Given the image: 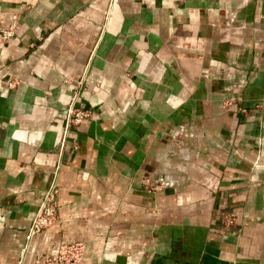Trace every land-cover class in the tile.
<instances>
[{
  "label": "crops",
  "instance_id": "0c3cea01",
  "mask_svg": "<svg viewBox=\"0 0 264 264\" xmlns=\"http://www.w3.org/2000/svg\"><path fill=\"white\" fill-rule=\"evenodd\" d=\"M12 15L0 264H54L62 241L79 264H264V0H0ZM71 101L90 116L63 132ZM50 186L56 220L26 244Z\"/></svg>",
  "mask_w": 264,
  "mask_h": 264
},
{
  "label": "built area",
  "instance_id": "2783aa9c",
  "mask_svg": "<svg viewBox=\"0 0 264 264\" xmlns=\"http://www.w3.org/2000/svg\"><path fill=\"white\" fill-rule=\"evenodd\" d=\"M16 25L15 15L11 16V21L5 28L0 29V38L2 40L10 37ZM80 83V80L77 81ZM8 85L12 86V82ZM90 111L87 108H82L75 106L72 101L68 103L66 107V113L64 117V129L66 132L70 127H75L79 125L84 119L89 118ZM186 131L177 130L173 134L174 141L176 145L182 143V136L185 135ZM64 135V134H63ZM176 137V138H175ZM147 186L152 190H157L160 186H164L168 180L167 179H157L156 182L150 181L149 178L145 179ZM54 188L52 186L48 187L41 195L40 203L30 221L28 226L25 243L29 239L45 227L50 226L56 220V204L54 200ZM220 219L224 227H229L235 223L236 215L232 211H222ZM26 247V246H25ZM24 247V249H25ZM83 251V243L80 241H62L60 242L53 254L43 253L40 259L44 263H54V264H79L81 262V255Z\"/></svg>",
  "mask_w": 264,
  "mask_h": 264
},
{
  "label": "rangeland",
  "instance_id": "374dc122",
  "mask_svg": "<svg viewBox=\"0 0 264 264\" xmlns=\"http://www.w3.org/2000/svg\"><path fill=\"white\" fill-rule=\"evenodd\" d=\"M172 138H173V140H174V137H173V136H172ZM175 138H176V137H175ZM174 143H175V141H174ZM180 144H181V143L178 142V145H180ZM173 145H174L175 147H172L171 149H172V150L175 149L174 152H173V154L176 155V153H178L177 149H179L181 146H180V147L178 146V147L176 148L177 145H175V144H173ZM173 148H174V149H173ZM171 149H170V150H171ZM180 152H181V150H180ZM167 153H171V151H170V152H167Z\"/></svg>",
  "mask_w": 264,
  "mask_h": 264
}]
</instances>
